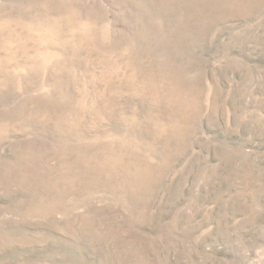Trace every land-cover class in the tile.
I'll use <instances>...</instances> for the list:
<instances>
[{"label":"rangeland","instance_id":"obj_1","mask_svg":"<svg viewBox=\"0 0 264 264\" xmlns=\"http://www.w3.org/2000/svg\"><path fill=\"white\" fill-rule=\"evenodd\" d=\"M0 264H264V0H0Z\"/></svg>","mask_w":264,"mask_h":264}]
</instances>
